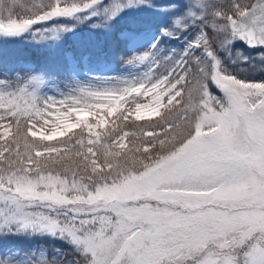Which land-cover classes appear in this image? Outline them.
I'll use <instances>...</instances> for the list:
<instances>
[{"label": "snow or ice", "instance_id": "6c2138e0", "mask_svg": "<svg viewBox=\"0 0 264 264\" xmlns=\"http://www.w3.org/2000/svg\"><path fill=\"white\" fill-rule=\"evenodd\" d=\"M100 3L0 0V33ZM194 4L163 31L202 27L155 79L85 86L59 101L0 88V202L20 229L69 240L79 256L64 264H264V81L237 78L216 56L236 39L264 47V0Z\"/></svg>", "mask_w": 264, "mask_h": 264}, {"label": "rangeland", "instance_id": "374dc122", "mask_svg": "<svg viewBox=\"0 0 264 264\" xmlns=\"http://www.w3.org/2000/svg\"><path fill=\"white\" fill-rule=\"evenodd\" d=\"M31 2L33 0H18L23 4ZM190 8L193 12L199 11L194 0H149L122 9L118 7V0H101L100 4L74 17L44 21L22 34L0 33V88L8 91L26 88L40 101L47 98L59 101L85 86L118 87L126 80L155 79L187 48L202 27L192 23L176 31L174 36L163 31L174 21L183 22ZM106 44L111 48L106 50ZM37 48L49 50L55 58L48 71L33 68L29 52ZM220 50L216 56L227 72H236L233 75L243 80L264 81L258 69L264 67V59L259 55L263 49L250 51L236 39L229 48ZM194 51L202 61L208 62L203 51ZM115 52L120 58H116ZM149 53L153 55L146 58ZM207 83L213 96L223 97L214 82ZM140 102L151 103L143 97ZM160 111H163L162 106ZM113 118H108L107 122ZM32 211L43 210L34 208ZM1 231L12 238L0 245V264H64L73 257L67 255L71 250L66 245L75 251L74 245L57 232L20 229L3 202H0V234Z\"/></svg>", "mask_w": 264, "mask_h": 264}, {"label": "trees", "instance_id": "16d2710c", "mask_svg": "<svg viewBox=\"0 0 264 264\" xmlns=\"http://www.w3.org/2000/svg\"><path fill=\"white\" fill-rule=\"evenodd\" d=\"M17 10H20L19 8ZM208 32L211 33L212 32V29H208ZM221 50L219 49L216 53H219L220 54ZM29 57L30 59L33 61L34 63V67H35V70L39 71V70H42V69H45L47 70L48 67L50 66V62H52L53 60V56L51 54V52L47 49H33L29 52ZM260 71H261V77L262 79H264V67L262 66L261 68H258ZM257 69V71H258ZM233 74H236L233 73ZM161 114H164V110L161 112ZM115 118V117H114ZM113 118V119H114ZM160 117L159 116H154V117H151V118H145L144 120H141V121H136V124H149V123H153L157 120H159ZM112 121V120H111ZM111 121L108 123V124H111ZM130 123V122H129ZM80 129L76 128V129H72L73 132H78ZM127 131H129V137L126 138V144L128 145V148H131L132 147V144L130 143V140H131V133L132 131H134L135 129L133 128H128L126 129ZM68 135H71V133L69 132ZM67 138V135L63 136V139H66ZM141 137L139 136V134H137V142L139 141ZM125 151H127V149H125ZM8 235H5L4 237H6ZM3 237V238H4ZM15 237V235H14ZM16 238V237H15ZM43 242V241H41ZM47 244V242H44ZM50 249H52V246H49ZM70 249L71 251L69 252V255H74V256H77L79 254H77L75 251H73L72 248H68Z\"/></svg>", "mask_w": 264, "mask_h": 264}, {"label": "water", "instance_id": "95a60500", "mask_svg": "<svg viewBox=\"0 0 264 264\" xmlns=\"http://www.w3.org/2000/svg\"><path fill=\"white\" fill-rule=\"evenodd\" d=\"M245 42V41H244ZM246 43V42H245ZM247 44V43H246ZM248 45V44H247Z\"/></svg>", "mask_w": 264, "mask_h": 264}]
</instances>
